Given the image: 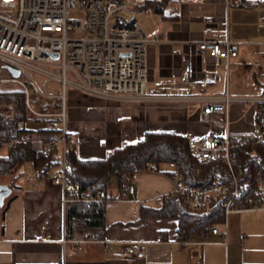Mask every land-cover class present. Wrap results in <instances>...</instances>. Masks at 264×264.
<instances>
[{
	"label": "crops",
	"instance_id": "obj_1",
	"mask_svg": "<svg viewBox=\"0 0 264 264\" xmlns=\"http://www.w3.org/2000/svg\"><path fill=\"white\" fill-rule=\"evenodd\" d=\"M260 1L235 5L254 6ZM171 2L163 11H151L160 16L156 25L148 31L143 27L151 39L147 46L148 92L222 94L228 91L233 96H251L230 91L228 77L235 62L245 69L242 75L253 71L255 83L264 87L259 79L261 61L240 57L242 45L264 42L235 38L228 26L230 37L242 42L229 70L224 63L215 62L210 50L199 46L203 38L226 36L224 0H175L168 10ZM207 26L212 29L205 33ZM52 101H56L54 109H57L60 99ZM234 101L231 103L233 129L252 130L256 117L254 103ZM66 103L69 134L82 158H103L115 147L139 140L150 130L178 131L191 136L213 127L200 119L199 106L192 101L117 100L69 88ZM27 126L36 130L44 125H28L27 120ZM37 133L36 145L42 146V134ZM8 150L6 143L0 154L6 155ZM30 163L33 168L29 173L25 163L14 172H0V184L12 188L4 203H0V264H244L239 250L231 247L229 217L228 243H225L221 235L202 237V232L184 240L178 236V217L142 214L143 207H161L165 194L177 190L176 179L165 171L145 170L125 174L122 180L112 178L106 197V234L92 238L82 225L75 231L71 227L68 230L63 191L52 179V174L59 170L58 164L39 174ZM131 185L134 192L129 190ZM240 234L239 241L244 238ZM130 240L143 241V257L126 258L125 247ZM244 243L248 246L250 242Z\"/></svg>",
	"mask_w": 264,
	"mask_h": 264
},
{
	"label": "built area",
	"instance_id": "obj_2",
	"mask_svg": "<svg viewBox=\"0 0 264 264\" xmlns=\"http://www.w3.org/2000/svg\"><path fill=\"white\" fill-rule=\"evenodd\" d=\"M146 0H0V59L21 69L35 88L30 94L26 87V103L33 118L46 119L47 135H42V148L57 152L59 170L52 174L53 182L63 191L65 208L71 202L102 200L100 192L92 195L94 184L82 187L71 174L73 164L69 159L75 146L68 130L66 93L69 88L117 100L192 101L199 106L200 119L213 127L203 133L189 136V145L200 158L219 160L231 173V182L214 181L205 188L185 187L177 190L186 193V202L192 208L209 205L211 195L226 196L223 200V230L212 224L202 231V237L218 234L228 243V217L237 208H264V176L256 181L254 192L247 197V206L240 205L246 197L249 184L241 185L238 172L240 165L233 145L237 143H264V94L233 96L222 94L186 93L155 94L147 90V46L151 40L133 13ZM80 2L86 9V18L71 17V11ZM249 0H225L228 12L232 4H245ZM226 18L224 38H203L201 49L210 50L216 63H224L229 70L232 60L238 56L241 41L229 35ZM212 29L207 26L208 33ZM55 53L58 56H55ZM264 76V52L259 64ZM35 76L43 77L42 85ZM15 77V76H14ZM59 83L60 90L53 91L48 83ZM41 97L60 99L57 109L37 107ZM234 100H250L256 107L254 128L250 131L234 130L231 103ZM48 108V105H45ZM258 111V112H257ZM260 111V113H259ZM17 130L10 133L8 145L22 139H37L38 133L28 129L25 118L17 120ZM6 172V171H5ZM130 192L135 187L129 186ZM244 234L241 233L240 237ZM76 242L84 240L74 239ZM145 255L143 241L130 240L125 256L136 259Z\"/></svg>",
	"mask_w": 264,
	"mask_h": 264
},
{
	"label": "trees",
	"instance_id": "obj_3",
	"mask_svg": "<svg viewBox=\"0 0 264 264\" xmlns=\"http://www.w3.org/2000/svg\"><path fill=\"white\" fill-rule=\"evenodd\" d=\"M168 2L169 0H146L138 9L160 12ZM41 102L57 105L56 101L43 97ZM19 118H25L26 121L33 118L29 115L25 91L0 90V148L8 142L10 133L17 130ZM28 129L47 135L45 125L36 130L30 127ZM232 149L241 168L237 173L240 183L249 184L247 196L240 199V205L247 206L250 204L247 197L253 194L258 177L264 176V143H237ZM69 159L74 166L71 168L73 178L80 181L82 187L93 183L92 195L97 192L103 195L102 200L71 202L67 207L68 230L82 225L92 238H101L106 234V197L109 182L114 177L122 180L125 174L159 170L169 173L179 185L188 188H205L214 181L232 180L231 173L223 162L198 157L189 145V136L171 130H150L139 140L115 147L103 158H82L73 147ZM26 161L32 162L39 174H45L58 164L59 158L57 152H47L42 146H37L34 139H22L9 145L6 155L0 154V172H14ZM168 163L173 166L169 167ZM224 198L226 196L211 195L208 206L192 208L186 202V193L176 190L165 194L161 207H143L142 214L148 212L155 216L178 217V236L186 240L200 234L212 224L223 222Z\"/></svg>",
	"mask_w": 264,
	"mask_h": 264
},
{
	"label": "rangeland",
	"instance_id": "obj_4",
	"mask_svg": "<svg viewBox=\"0 0 264 264\" xmlns=\"http://www.w3.org/2000/svg\"><path fill=\"white\" fill-rule=\"evenodd\" d=\"M225 1V0H224ZM175 0H172L168 10H171ZM255 6V7H254ZM244 6L232 4L227 11L224 12V30L226 18H228L230 33L233 37L244 41H262L264 42V0H261L257 5ZM86 9L78 2V6L71 11V17L80 18L82 21L86 18ZM130 16H136L142 27L146 31L151 26L156 25L159 21V14L151 11H143L137 9L135 13L131 10L125 11ZM254 49L259 50L254 52ZM264 51L263 44H245L241 46L240 57L251 59L256 63L262 61V52ZM246 52V53H245ZM5 62L0 59V90H12L23 89L25 91L28 88L30 94L35 92V88L29 82L26 77H14L10 71L6 68ZM245 70L243 66L238 63L232 64L228 81L230 84V91L232 94L241 95H253L264 91V87L257 85L253 78V71H246V75H242L241 72ZM259 79L264 83V76L259 73ZM36 80L42 85L43 77L35 76ZM48 88L53 91H59L60 85L57 82L50 81ZM26 94V92H25ZM235 102V101H234ZM48 105V108L45 106ZM37 107L46 111L47 109H54L52 104L40 103ZM35 114V113H34ZM32 111H29V115L34 116ZM241 115L240 117H243ZM34 121V124L32 123ZM45 118H30L28 119V125H45ZM169 164V163H168ZM172 167V164L168 165ZM24 168L29 173L33 166L30 161L25 162ZM230 230L232 232L231 247H236L244 261V264H263L264 263V208L262 207H248L237 208L231 212L229 216ZM218 225L223 230V222H219ZM80 227V226H79ZM242 232L244 238L239 241V234ZM235 235V237H234ZM250 242L248 246L244 242ZM233 250V249H232ZM233 257V255H232Z\"/></svg>",
	"mask_w": 264,
	"mask_h": 264
},
{
	"label": "water",
	"instance_id": "obj_5",
	"mask_svg": "<svg viewBox=\"0 0 264 264\" xmlns=\"http://www.w3.org/2000/svg\"><path fill=\"white\" fill-rule=\"evenodd\" d=\"M55 56H58L57 53H55ZM6 68L10 71V73L15 76V77H19L21 76V69L12 65V64H5ZM12 191V188L8 185V184H0V203L3 204L4 203V199L5 197L10 194Z\"/></svg>",
	"mask_w": 264,
	"mask_h": 264
}]
</instances>
